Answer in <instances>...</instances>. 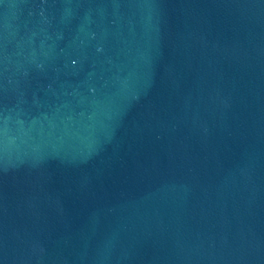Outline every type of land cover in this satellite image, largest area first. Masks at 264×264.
<instances>
[{
	"label": "water",
	"instance_id": "obj_1",
	"mask_svg": "<svg viewBox=\"0 0 264 264\" xmlns=\"http://www.w3.org/2000/svg\"><path fill=\"white\" fill-rule=\"evenodd\" d=\"M0 264H264V0H0Z\"/></svg>",
	"mask_w": 264,
	"mask_h": 264
}]
</instances>
